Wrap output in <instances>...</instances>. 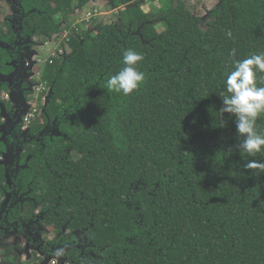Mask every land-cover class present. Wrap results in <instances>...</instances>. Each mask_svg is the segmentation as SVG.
Here are the masks:
<instances>
[{
    "label": "trees",
    "instance_id": "16d2710c",
    "mask_svg": "<svg viewBox=\"0 0 264 264\" xmlns=\"http://www.w3.org/2000/svg\"><path fill=\"white\" fill-rule=\"evenodd\" d=\"M55 1L42 0L28 32L59 40L77 6L94 3ZM156 1L147 0L149 11L141 0L100 1L121 7L116 21L93 31L82 24L63 41L52 66L54 99L66 95L54 108L58 153L6 163L0 139V196L7 167L35 188L59 240L79 232L81 246L50 250L64 264H264V172L244 166L264 162V152H240L219 96L234 59L264 52V0H221L206 25L183 0ZM127 49L143 55L145 79L125 96L106 82ZM257 124L264 129V115ZM16 257L7 264H29Z\"/></svg>",
    "mask_w": 264,
    "mask_h": 264
},
{
    "label": "flooded vegetation",
    "instance_id": "af4514ba",
    "mask_svg": "<svg viewBox=\"0 0 264 264\" xmlns=\"http://www.w3.org/2000/svg\"><path fill=\"white\" fill-rule=\"evenodd\" d=\"M50 1H53V7L57 6L55 0ZM45 9L42 0H0V21L6 24L4 28H8L7 25L12 28V32L7 30L6 36L5 30L0 28V139L7 142L5 148L8 150L4 155L6 157L2 158L6 163L9 159L21 157L22 163L29 164L28 160L33 159L34 155L39 156L49 151L58 153L59 140L55 138H58L60 113L54 108L65 103L66 95L62 93L60 98L58 96L54 99V80L57 75L52 66H56L58 59L64 57V53L60 55L58 52H52L48 57L32 59L34 49L40 51L42 46L53 43L52 40L55 39L28 32L30 20ZM84 10L77 6V15ZM80 24L83 23L72 25L69 30L60 32L59 50H65L62 47L63 41L71 34L78 33ZM66 31L68 32L64 35ZM65 105L61 107L62 111L67 107ZM32 112L33 116L26 121L25 113L30 115ZM10 129H13L14 133L9 139L6 134ZM62 129L64 128L61 122ZM24 141L26 144L22 146ZM21 181L19 176L11 177L10 169L6 167L5 178L1 184L3 193L0 196V264H7L10 258L16 256L21 262L40 264L44 261L43 257L47 258V254L54 255L50 250L58 249L64 252L69 247L81 246L83 239L79 232L72 236L74 239L70 234L66 235L69 238L66 243L62 242L63 239H58L61 235L53 224L46 221L42 199L39 200L34 193L35 188L30 184L27 187L22 186ZM43 225L53 227L54 238H43L41 230L38 231L42 236L39 235L35 228H41ZM12 236L16 238L13 245L8 241L14 239ZM19 240L25 241V247L22 249L16 245L20 243ZM10 249L13 250V255H9ZM22 253L27 256L25 260L22 259Z\"/></svg>",
    "mask_w": 264,
    "mask_h": 264
},
{
    "label": "clouds",
    "instance_id": "9594fccd",
    "mask_svg": "<svg viewBox=\"0 0 264 264\" xmlns=\"http://www.w3.org/2000/svg\"><path fill=\"white\" fill-rule=\"evenodd\" d=\"M227 35L231 37V31ZM230 55L235 57L236 50L233 49ZM143 59L142 54L132 49L125 50L123 67L107 80V90L125 96L137 90L145 79L144 73L138 69V63ZM258 73L264 74V52L241 60L234 59L224 81L225 91L219 93L223 102L221 115L228 113L235 118L239 140L237 147L248 157L264 152V129L257 124L258 118L264 115V87L257 86L258 82L264 84V75L258 77ZM244 166L264 172V162L255 159L247 160Z\"/></svg>",
    "mask_w": 264,
    "mask_h": 264
},
{
    "label": "rangeland",
    "instance_id": "374dc122",
    "mask_svg": "<svg viewBox=\"0 0 264 264\" xmlns=\"http://www.w3.org/2000/svg\"><path fill=\"white\" fill-rule=\"evenodd\" d=\"M104 1V0H93V4L91 6H89L87 9H95L96 6L98 7L100 13L98 15H96L94 17V19H91L89 22L88 21H83L85 20V12L87 9H85L83 12L79 13V15H76V20L73 24V26L77 23H81V22H84L83 23V26H85V29L86 30H89V31H93L95 30L96 28V24L97 23H100V22H106V23H112L114 21H116L117 17H118V13L120 11V8H115L113 9L112 7H110V5H103L101 2ZM186 5L191 9V11L196 14L198 17L201 18V20L203 21L204 25H206L205 23H207L208 20L211 19L210 17V12L212 10V8L214 6H216L218 3L221 2V0H183ZM141 2H146L142 5V8L146 11H149L152 6L149 2H147V0H141ZM175 0H159V1H156L154 3L155 6H169L171 4H174ZM107 8H105V7ZM95 21V23H94ZM81 25V24H80ZM68 31H66L64 33V35L67 34ZM63 36V35H62ZM64 38H66L65 36H63ZM53 43H48L44 46H42L43 48L39 51V49H34V53L32 55V59L34 57L36 58H39L40 56H44V57H48L50 56V54L52 52H58L60 53V55H62L64 53V50H59L61 48V39L59 40H52ZM45 59V58H44ZM43 59V60H44ZM36 106V104H35ZM33 113V112H32ZM26 116L29 115V114H25ZM36 231L38 230H41L42 233H43V236L40 234V232L38 231L39 235L42 236L43 238H54L55 237V234L53 233V227L50 226V225H43L41 226V228H35ZM45 236V237H44ZM11 238H14V239H8L9 243L12 242V245L15 244V237H11ZM17 239H19L17 237ZM14 240V241H13ZM20 243H17L16 245H19V248L22 249L23 247H25V241H21L19 240ZM0 247H2L0 245ZM24 253V251H23ZM21 254L22 255V259L25 260L27 258V256L25 254ZM30 256V255H29ZM31 257V256H30ZM47 257H48V260L46 258L47 261L44 260V257L42 258V260L44 261H41L40 264H64L65 262H67V258L66 257H58V256H53V255H48L47 254ZM33 259H35L33 257ZM50 260V261H49Z\"/></svg>",
    "mask_w": 264,
    "mask_h": 264
},
{
    "label": "built area",
    "instance_id": "2783aa9c",
    "mask_svg": "<svg viewBox=\"0 0 264 264\" xmlns=\"http://www.w3.org/2000/svg\"><path fill=\"white\" fill-rule=\"evenodd\" d=\"M99 13H100V11H99L98 8L87 9L86 12L84 13L85 14V20H83V21H88L89 22L91 19H93ZM81 23H84V22H81ZM77 24H79V23H77ZM32 116H33V113H31L30 115L26 116V121H29V119H31Z\"/></svg>",
    "mask_w": 264,
    "mask_h": 264
},
{
    "label": "water",
    "instance_id": "95a60500",
    "mask_svg": "<svg viewBox=\"0 0 264 264\" xmlns=\"http://www.w3.org/2000/svg\"><path fill=\"white\" fill-rule=\"evenodd\" d=\"M135 5H137V4H135ZM26 113H27V112H26ZM26 113H25V114H26ZM47 260H48V259H47ZM47 260L45 259V261H47ZM49 261H50V260H49Z\"/></svg>",
    "mask_w": 264,
    "mask_h": 264
}]
</instances>
